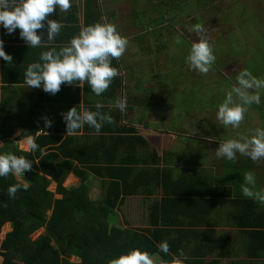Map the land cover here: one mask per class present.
<instances>
[{
  "label": "trees",
  "instance_id": "obj_1",
  "mask_svg": "<svg viewBox=\"0 0 264 264\" xmlns=\"http://www.w3.org/2000/svg\"><path fill=\"white\" fill-rule=\"evenodd\" d=\"M124 1H128L131 7L141 10V0L137 5L133 3V0L132 2L131 0ZM174 6L182 8L178 2H175ZM190 7L198 6L191 3ZM96 8L94 0L85 1V26L99 21L97 14L101 15L102 13L98 12ZM123 10L126 12V7ZM169 14H172L170 21L173 22L175 13L170 11L165 15ZM162 16L161 12V17L158 19L160 23L165 20ZM152 26L151 24L150 27L152 28ZM141 27L146 29L145 25ZM248 29L246 30L248 31ZM142 34L143 38L149 35L156 38L159 33L153 29L150 34L146 31ZM256 36L258 35L253 33V38H250L255 44L261 40H256L254 38ZM262 42L264 43L263 40ZM251 48L254 47L251 46ZM20 49L24 50L25 48L20 47ZM253 50H249V52L252 53ZM254 51V55L249 61V70L255 72L256 64L264 70V60L262 59L264 55H257L258 50ZM210 72L213 73V68H210L206 74L209 75ZM212 76L215 78L214 73ZM3 80L5 81V78ZM225 81L226 85L220 100L223 99L225 90L233 84L231 79ZM84 89L91 92L86 83ZM109 94V89H107L104 92V97H108ZM60 110L65 111V109H57V111ZM57 111L52 110L51 112L54 114ZM2 113L1 109L0 120ZM56 115L60 118L58 122H55L53 117L54 122L51 127L44 128L43 124L35 126L36 130L42 129V131L52 133V135H40L36 138V142L41 148L50 143H60L65 146L71 141V138H64L61 141L59 133L65 132V127L61 113ZM116 116L113 117L112 123H104L99 132L108 135L107 138L111 143L107 148H103L105 142H102V139H100L102 140L101 144L97 142L82 150H66V155L64 149L61 148V155L67 160L60 162L54 161L56 154L43 155L39 149L34 153L12 151V153L18 156L23 155L34 162L32 171L25 172L31 183L44 192L50 182L45 177L48 175L56 182V192L61 194L62 198L54 201L51 193L42 194L32 188L19 189L15 197L10 198L7 187L14 184V177L11 174L7 177H0V228L7 222L13 224L12 230L6 234L0 245L1 264H60V262L63 263L61 257L69 255L79 258V262L63 264H108L110 259L121 253H126L132 248H139L152 254L154 264H170L173 257H179L181 250L187 256V260L183 261V264H220L222 259L230 255L231 242L230 238L226 239L225 236L216 235L212 227L218 226L220 222L224 221L234 227L241 228L239 231L247 241L246 250L250 257L264 255V207L242 196L238 178L235 179L236 186L234 184V187H237L235 192L230 187L211 186L207 182L208 179L203 176L204 171L200 173L186 169L175 175L173 169L170 168L171 162H165L162 167H159L160 158L154 149L151 148L148 156H138V151L146 147L147 142L137 134L134 126L120 127L119 118ZM260 116L262 120L259 126H264V113H261ZM17 127L15 124L6 129L0 123V139L5 140L10 137ZM243 127L247 128L248 126ZM36 130L29 131L24 126L21 136L28 133L34 134ZM83 130L97 133L87 125L83 127ZM114 133H118V135ZM99 137L104 136L100 135ZM100 145L103 148L101 152L98 149ZM122 146L124 148H120ZM121 149H124L126 155L121 154L120 158L115 161L119 154L118 151ZM37 158L39 160L36 162ZM183 159L185 164H193L191 152ZM238 159L235 160V164L238 163ZM244 159L251 166V170L255 171V168L252 169V165L256 166L257 181L260 179L261 185L264 186V174H260V170L264 169V159L255 162L246 156ZM222 160L224 159L222 158ZM72 161L80 163L83 167H88L87 169L92 175L102 179L103 199L96 202L88 199V172L79 170V168H71ZM179 163H183V161ZM93 165L95 166L93 167ZM138 165L141 166L140 172L136 174L134 180L128 183L129 175L133 174L131 167ZM214 166L220 169L222 165ZM224 170L228 171L229 169L225 166ZM70 171L79 177L83 185L68 191L63 188L62 183ZM206 174L210 175L211 172H206ZM220 174H223L221 170ZM215 176L219 180V176L216 174ZM155 187L162 190V196L148 207L149 228H145L144 233L123 229L113 224L115 210L123 202V198L136 194L138 188H145V194H152ZM222 194L228 196L229 207L232 210L226 215L220 216L214 211L211 212L213 215H210L207 210H214L218 202L214 197ZM52 204L54 205L52 214L46 219V212ZM41 228L45 230V234L32 240L31 234ZM161 241H167L168 253L159 251Z\"/></svg>",
  "mask_w": 264,
  "mask_h": 264
},
{
  "label": "rangeland",
  "instance_id": "obj_2",
  "mask_svg": "<svg viewBox=\"0 0 264 264\" xmlns=\"http://www.w3.org/2000/svg\"><path fill=\"white\" fill-rule=\"evenodd\" d=\"M141 1V10L136 7H131L128 1L124 4L121 2H113L117 12L116 15L120 14V19H115L120 25V29L118 27L117 30H119L118 32L122 33L123 36H128V40L130 39L123 54L124 56L119 58L122 59L124 57L132 59L135 53L134 51H137L133 43H136L137 41H142L141 44L147 43L149 53H151H148L147 57L145 55L140 56L145 50L141 49L138 55L135 54L137 57L135 56L136 58L130 63V76L132 77L135 72H138L137 70H141L140 72L143 73L140 78L147 79V81L136 82V88H134V86L132 89H128L129 91H126L127 95L123 99H126L128 108L123 111L124 118L119 125L127 124L128 126H134L137 133L143 134L146 138L148 136L150 144H147L146 147L142 148L141 154L148 156L153 147L152 149L157 151L161 162H171L170 165L172 164L173 171H176L177 173L182 169H175V162L178 160L183 161L181 157L185 156L184 154L186 151L198 147L195 142L191 141L195 138L194 133L208 134V131L214 136L219 137L221 131L225 132V130H230L229 133H227V137L233 134V129H224L223 127L218 126V122L215 121V109L217 104L221 101L220 94L222 93L221 90L223 88V84L221 83L222 79L218 78L216 75L221 76L222 78H228L229 80L231 78H234L235 80L236 77L234 73L231 72L230 74H227L224 71V68L229 66L234 60L233 58H235L234 54L229 49L230 44L228 45L229 50L227 49L225 52L224 48L219 49L224 45L225 40L228 38L226 37V28H231L230 24H228L229 26L224 25V19L233 23L235 21L241 22L239 23L241 24V27L238 28L242 33L239 34V36H241L240 42L253 38V33L258 35L254 38L259 40L261 39V35H264V0H191L194 4L198 3V7L195 11L187 4H183L182 8L175 7L174 5L177 0ZM107 2L111 3L109 0H101L99 5L97 4V8L100 12L102 11L101 7L103 5H108ZM133 3H136L137 5L139 0H133ZM124 7L127 9L126 12H121ZM170 11L175 13V19L182 15L181 18L177 19V24L175 23V20L173 22L170 21L172 14L165 15ZM161 12L163 13L162 17L165 18V20L160 23L158 22V19L161 17ZM183 18L186 19L184 20ZM213 18H216L217 22L215 24L217 26L211 23ZM184 21L189 23L184 24ZM151 24L153 25L151 29L158 31L159 34H157L156 38H154L153 35L143 38V34L141 33V28L143 27L141 26L145 25L147 27L148 25L151 26ZM197 24L201 26L199 34H204L207 41H212L209 44L212 46L216 57L211 66V68L214 69L213 72L216 71L215 78L212 76L213 74L207 75L191 70L185 63V56L192 43L191 40H199V38H197L198 35L195 34L197 32L196 30L189 31L190 28H193ZM246 29H248V31ZM150 33L151 32H148V34ZM178 38L181 41L180 44L176 43ZM254 43L255 42L251 40L250 47L253 46ZM258 43L261 46L260 48H264L262 40H259ZM154 51H156V53H154ZM254 52V50L252 53L249 52V50H247V52L243 50L241 52L242 56H240L242 58L240 59L249 62L254 55ZM248 57L249 59H247ZM262 59L264 60V58ZM256 65L255 72H252L253 75L264 77L263 68ZM148 80L160 86L156 90H152V84ZM134 82L135 79L132 77L131 83L134 84ZM215 82H218L220 86L222 85V88H215ZM146 88L148 90L147 92L145 91ZM149 92L153 95L149 94ZM147 95L150 100L155 99V95L157 101L152 104L154 110L150 109L146 113H143V110L140 109L136 103L130 101L136 100L140 97L147 98ZM210 105L215 106L207 107ZM261 113H264V92L261 93L260 105L253 104L249 106V110L245 114L244 120L241 123L242 126L240 131L259 126V123L262 120L260 116ZM184 114H187V117L183 116ZM246 125L248 126L247 128L243 127ZM225 134L226 133H224V136ZM149 135L152 136L149 137ZM189 136L191 137L189 138ZM175 145L178 149L175 148ZM184 146L188 148H185ZM175 151L177 152L175 153ZM120 156L121 154H119L118 158H120ZM203 156H205V153ZM208 157L215 162H222V164H220L222 165L220 166V169L222 167L221 171L223 174L218 175V171L214 172L219 176L218 185L230 187L235 192L237 191V187H234V184L236 186L235 179L238 178V180H240L239 184H241L243 173L251 170V166L244 159V156L238 157V154L237 158L239 159L236 164L235 161L225 162L226 160L217 159L215 157V151H211V154ZM202 163L203 162H198V166L201 168L205 167V165L212 166L209 161L205 164ZM225 166L228 167V171L224 170ZM254 168H256V166L252 165V169ZM204 172L206 171L204 170ZM211 172L213 171L211 170ZM39 174L42 173L39 172ZM260 174H264V169L260 170ZM205 177L211 179L213 173L210 175L205 173ZM13 180L14 183L16 181L25 182L22 177H14ZM68 182L69 181H65L64 186H69ZM73 182L74 183L71 186L76 187L79 184L76 181ZM261 183L262 182H260L259 179L257 185L264 188V186L259 185ZM98 186L99 182L91 177L88 197L90 196L92 200L98 198L99 192L96 190ZM47 189L51 192L54 191L55 184L51 182ZM155 191L156 193L154 196L147 197L148 199L142 197L144 195L125 199V202L115 211L113 224L120 226V228L123 229L127 228L144 233V229L149 228L147 218L148 207L154 199H159L160 197V189H156ZM53 197L54 199L60 198L59 195H53ZM53 206L54 205L52 204L47 210L46 219L52 214ZM226 207L227 205L223 208L226 209ZM12 226V222H7L0 228V245L6 234L12 230ZM44 234V229H38V231L31 234V239L35 240ZM230 235L235 240V260L237 258H244L241 251L243 250L242 248L245 240L242 242L241 235L235 234L232 230ZM61 259L63 263L79 262V258L74 255L62 256ZM1 262L2 256L0 255V264ZM63 263L60 262V264ZM243 263L247 264L245 261ZM256 263L261 264V262ZM222 264H230V262L225 261Z\"/></svg>",
  "mask_w": 264,
  "mask_h": 264
},
{
  "label": "clouds",
  "instance_id": "obj_3",
  "mask_svg": "<svg viewBox=\"0 0 264 264\" xmlns=\"http://www.w3.org/2000/svg\"><path fill=\"white\" fill-rule=\"evenodd\" d=\"M71 6L70 0H0V27L7 34L18 30V36L28 47L40 48L42 44L47 49L39 53L38 59L29 63L24 69V84L28 88H39L45 93L55 95L61 85L82 88L86 83L96 96L104 93L118 75V69L112 65L113 58H119L128 46L127 37L121 35L116 25L110 22H95L82 27L78 34L72 36L63 46L57 48L52 44L63 27L56 19L49 18V14L57 9L67 11ZM199 24L189 31L199 32ZM37 30H41L39 33ZM46 32V40L42 39ZM177 44L181 41L178 38ZM4 41L0 39V59L12 62L13 58L4 51ZM216 57L212 46L206 39L192 42L185 56V63L189 69L206 74L213 65ZM252 90V91H249ZM264 92V77H257L245 68L235 77V83L224 92L223 99L215 109V121L224 129L231 128L235 135L218 142L215 157L234 162L237 154L248 157L251 161L264 159V126H256L240 131L241 123L250 105L261 104V93ZM95 111L82 108L77 110L72 106L61 112L65 134L75 135L78 129L85 125L100 132L104 123H112L113 116L108 112H101L104 106L97 102ZM115 107L124 111L127 107L126 99H119ZM53 121L44 120V128L51 127ZM44 149L36 142V137H24V151L36 152ZM34 162L23 155L12 152H0V177L11 174L22 177L25 182L18 181L7 187L10 198H14L19 189L27 190L25 172L33 169ZM243 197L251 199L264 207V188L257 185L255 171L243 173L240 184ZM159 251L168 253L167 241H161ZM187 256L181 250L179 257H173L170 264H183ZM108 264H154L152 254L139 248H132L126 253L110 259Z\"/></svg>",
  "mask_w": 264,
  "mask_h": 264
},
{
  "label": "crops",
  "instance_id": "obj_4",
  "mask_svg": "<svg viewBox=\"0 0 264 264\" xmlns=\"http://www.w3.org/2000/svg\"><path fill=\"white\" fill-rule=\"evenodd\" d=\"M85 1L86 0H70L71 6L67 11L62 12L59 9H57L53 13L49 14V18L56 19V20L60 21L63 25L60 32L57 34L54 41L52 42L51 45H49V47L56 46L57 48H59L60 46H63L67 41H69L72 38V36L78 34L79 30L85 26L84 25L85 24V9H84ZM100 1L101 0H96L95 1L96 5L97 4L99 5ZM109 1H111V3L107 2L108 5L105 4L101 7L102 8V11H101L102 14L101 15H100V13L99 14L96 13L97 18L99 19V21H96V22H110V23L115 24L116 28L119 27V29H120L119 22H117L115 20V19H117V20L120 19V14L116 15L117 12L115 10V4L114 3L121 2L122 4H124L125 1L124 0H109ZM96 10L98 12H100L98 10V8H96ZM121 12H124V10L122 9ZM121 15H124V14H121ZM40 31L41 30H37L38 33ZM145 31L151 32L153 30L151 29V27L149 25L148 27H146V29H144V28L141 29L142 33ZM120 34L122 35V33H120ZM5 38H6V40H5ZM0 39H3V41H4V45H3L4 51L7 54H10L13 58L11 63L4 61L3 59H0V113H1V109L3 112L0 123L6 129H9L11 126H13L15 124H17V126H18L17 129L14 131V133H12V135L10 137L6 138L5 140L0 139V152H12L13 150L25 152L23 150L24 149V137H26L27 135H33L36 138L40 135H46V134L52 135V133H49L48 131H45V130L42 131V129L36 130L35 126H38V125L40 126L42 124L44 125L45 119H49V120L53 121V119H52L53 117L55 119V122H58L60 116H58L56 114L59 113V115H60L62 110L57 111V109H65V111H66V109H68L72 106H76L78 111L81 110L82 108H86L88 110L95 111L96 109H95L94 105L97 102H99V103L103 104V106H104L102 109H100V111L101 112H108L113 117H115L117 115L116 117L119 118V124H120V122L124 118V112L115 107V102L119 99H123L127 95L126 91L128 89H132V87H134V86H135L134 88H136L137 87L135 85L136 82H146L147 81V79H141L140 78L143 72H140L141 70H137L138 72H135L132 75V77L135 79V82H134V84L131 83V79H132V77L130 76L131 75V71H130L131 61L137 57L136 55L139 54V51L141 49H145V50H144V52H142L140 54V56L145 55L147 57L148 53H149L148 44L147 43L141 44L142 41H137L136 43H133L135 45V48L137 49V51H134L135 53H134V56L132 59L131 58L127 59L124 57L122 59H120V58H113L112 59V65L118 69V75L113 78L112 83L110 84V86L108 88L109 92H110L108 97H104V93H102L100 96H96L94 93H92L90 91H86L84 89L85 84L82 86V88L75 87V86H66V85L62 84L60 90L55 95H50L48 93H45L42 89H39V88H28V86H26L24 84V79H23V73H24V69L26 68V66L29 63L33 62L34 60L38 59L39 53L41 51L46 50L47 46L42 44L40 48L28 47L25 44V42L19 38L18 30L14 31L12 34L9 35L6 33V31L2 27H0ZM8 39H12V40H8ZM42 39L46 40V32H45ZM127 39H128V36H127ZM129 40H128V42H129ZM11 47H18V48H11ZM20 47H24L25 49L21 50ZM150 50H152V49H150ZM154 53H156V51H154ZM123 54L121 56H124ZM149 54H151V53H149ZM23 59H26V60H23ZM4 73H5V75H4ZM144 73H145V70H144ZM3 78H5V81L3 80ZM149 82H151V81H149ZM151 84H152L151 88H153L152 90H156L160 86V85L158 86V84H154L152 82H151ZM215 88H219V87L216 86ZM145 91L146 92L148 91L147 88ZM221 91H223V88ZM149 94H152V93L149 92ZM148 95H147V98L146 97H140V98H137L136 100H132V97H131L132 101H130V102L136 103L139 106V108L143 110V113H146L150 109L154 110V106H152V104L156 103L155 101H157V97L154 95L155 99L150 100V99H148ZM220 97H221V94H220ZM142 98H144V99H142ZM214 106L215 105H210L207 107H214ZM127 108H128V106L126 107V109ZM52 110H56L57 112H55L53 114V112H51ZM205 110H207V109H205ZM183 116L187 117V114H184ZM24 126L29 131L31 129L36 130L35 133L34 134L28 133L27 135L21 136V131L23 130ZM121 126L127 127L128 125L126 124V125H121ZM228 129H230V127ZM229 131L230 130H225V132L219 131L220 132L219 137L214 136L212 133H210L208 131H207L208 134H202V133L199 134L198 132L194 133L195 138L191 141L195 142L198 145V147L186 151L185 154L183 153L184 155H188V153L191 152V156L193 158V161L192 160L191 161L193 162V164L192 165L185 164L183 157H181V159L183 160V163H179V162H181V160H178L177 162H175V169L181 168L182 170H180L177 173L175 171V175L180 174L181 171L186 170V169H189L191 171L195 170V171H198L200 173H203L204 170L206 172H211V170H212L213 172H211V173H213V177L211 179L207 178L208 179L207 182H209L211 184V186H214V187L228 188L224 185L223 186L218 185V180L214 174V172H216V171H218L220 174L221 169L215 168L214 165H217V164L220 165L221 163L215 162L212 159L210 160V158L208 156L211 154V151H215V148L218 147V142L223 141L224 139H227V138L235 135L236 130L233 131L232 135L227 137V133H229ZM224 133H226L225 136H224ZM114 134L118 135V133H114ZM137 134L142 136L145 139V141L147 142V144H150V142L148 140V136L146 138L143 134H139V133H137ZM59 135L61 136V141L64 138H71L70 143L66 144L65 146L60 145V143H56V144L50 143V144H47L44 148L42 147L44 149L43 155L49 154V153L56 154V156L54 158L55 162L67 160V158H65L61 155V152H62L61 148L64 149V154L66 155V150H71V151H77L78 149L82 150V149L86 148L87 146L95 145L97 142H99L100 144L102 142H105L103 148H107L108 146H110L109 143H111L110 139L107 138L108 135L103 134V133H101V134L100 133L99 134L91 133L89 131L85 132L83 130V128L79 129L75 135H66L65 132L59 133ZM100 135H102L104 137L101 138V137H99ZM122 136H124V135H122ZM151 136L152 135H149V137H151ZM190 137L191 136H189V138ZM100 139H102L103 141ZM208 142H210V143H208ZM149 146L152 147L151 145H149ZM103 148L100 145V147L98 148V149H100L99 152H101V149H103ZM120 148H124V146H122ZM175 148L178 149V147L176 145H175ZM185 148H188V147H185ZM141 152H142V150L138 151V156H140V157L142 155L144 156V154H141ZM155 152L158 156V153L156 150H155ZM176 152L177 151H175V153ZM118 153L122 154V155H126L124 149L119 150ZM204 153H205V156H203ZM119 154L117 155V158L115 159V161H117V159H119L118 158ZM238 157H241V155L238 154ZM244 158H245V156H244ZM220 159H222V158H220ZM38 160H39L38 158L35 159L36 162ZM207 160L209 161V163H211L212 166L205 165V167H202V168L198 166V162H203L202 164H205L206 162H208ZM252 162H255V161H252ZM162 164L163 163L160 160L159 167H162ZM171 165H170V168L173 169ZM94 166L95 165H93V167ZM72 167L79 168V170H87V172H88V177H87L88 178V181H87L88 195H89V183H90L91 177L95 178V180H97L99 182V186H98V188H96V190L99 192L98 198L92 200L89 196L88 199L90 201H93V202H96L98 200L103 199L104 191L101 189V183H102L101 180L102 179H99L96 176L92 175L90 173V171L87 169L88 167H83V165H81L80 163L72 161L71 168ZM131 168L133 170V174L129 175L128 181H127L128 183H130L132 180H134L136 174L138 172H140L141 166L140 165L132 166ZM254 170L258 171L256 168ZM203 176H205V174ZM45 177L48 180H50L49 184L51 182L55 184L54 191L51 192L47 189L49 186V184H48L45 191L41 192L39 187L35 186L34 183H31L27 179V177L25 176V178L27 179L26 182L29 184L28 189L32 188L34 191L41 192L42 194L51 193L52 199L54 201L61 200L62 195L58 194L56 192V187H57L56 182L53 181L51 179V177H49L48 175H45ZM65 181L66 182L69 181L68 182L69 186H64ZM73 181H76L79 184L76 187L71 186L74 183ZM15 183H17V181ZM82 185H83V183L81 182L79 177L75 176L74 173L71 171L68 172V174L66 175V177L62 183L63 188H65L68 191L77 189V188L81 187ZM154 189L156 190V189H160V188L155 187ZM155 190H153L152 194H145L146 193L145 188H138L136 194L123 198L124 200L122 203H120L118 205V208L125 202V199H127V198L134 197V196H141V195H144L142 197H146V198L152 197L156 193ZM53 195H59L60 198L54 199ZM161 196H162V190L160 189V197ZM214 198L216 200H218V202H217L216 206L214 207V210H209V209L207 210L210 215H213L211 213L212 211L216 212V214L217 213L220 214V216L226 215L227 213H229L232 210L229 207L227 195L222 194L221 196H215ZM155 200H158V199H154L153 201H155ZM225 205H227L226 209L223 208ZM212 229L214 230L216 235H220V236L222 235V237L225 236L226 239L230 238V242H231V244H230L231 245L230 246V255L227 258L222 259L220 264L224 263L225 261H229L230 264H232V263L244 264L243 263L244 261L247 264H257L256 262H261V264H264V255H258L257 257H250L247 254L246 249H247L248 245H247V241H245V242L243 241L244 237L242 236V234L239 231L241 228L234 227L233 225L224 221V222H220V225L212 227ZM231 230L235 234L241 235L242 242H244L243 248H242L243 250L241 251V254L243 253V255H244V258H242V259L237 258L235 260V256H234L235 255V253H234V251H235V245H234L235 240L230 235Z\"/></svg>",
  "mask_w": 264,
  "mask_h": 264
},
{
  "label": "flooded vegetation",
  "instance_id": "obj_5",
  "mask_svg": "<svg viewBox=\"0 0 264 264\" xmlns=\"http://www.w3.org/2000/svg\"><path fill=\"white\" fill-rule=\"evenodd\" d=\"M176 2H178V4L180 6H183V4H187L189 7H190V4L192 3L191 0H177ZM195 5L197 6L198 3L195 4ZM190 8L193 9L194 11L197 9V7H190ZM181 16L182 15H180L178 18H181ZM177 19H175V21H176L175 23L176 24H177ZM216 22H217L216 18H213V20L211 21V23L213 25H216L215 24ZM186 23H189V22H185L184 24H186ZM239 23H241V22L235 21L233 23V22H231V21H229L227 19H224V25L225 26H229L228 24H230L231 28H226V31H227V36L226 37H228V38H227V40H225L224 45H222L219 49L224 48V52H225L228 49V45L230 44L229 49L234 54V57H235V58H233L234 60L232 61V63H230L229 66H227V67L224 68V71L227 74H230L232 72V73H234V75H237L241 70H243L245 68L250 69L249 68V65H250L249 62L243 61V59H240V58H242L240 56H242L241 52L243 50L246 51V52H247V50H252V48L250 47L251 39L250 40H247L246 39V40L240 42L241 36H239V34H242V33L240 32V30H238V28L241 27V24H239ZM195 34L198 35L197 38H199V39H206V37L202 33L199 34V32H196ZM261 40L264 41V35H261ZM191 42H195V41L194 40H191ZM211 42H212L211 40H208V43H211ZM252 47H254V50H258L257 51L258 54H263L264 55V48L263 47L260 48V45L258 43H256V44L254 43V45ZM213 73L216 75V71L213 72ZM213 73L211 72V74H213ZM216 76L218 78H221L222 79L221 83L223 84V88H224L225 85H226V81L225 80L226 79L228 80V78H222L221 76H218V75H216ZM231 82L233 84L235 83L234 78H231ZM214 85H216L219 88L220 87L222 88V85L220 86V84L218 82H215Z\"/></svg>",
  "mask_w": 264,
  "mask_h": 264
}]
</instances>
